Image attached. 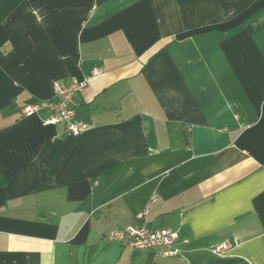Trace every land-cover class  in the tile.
I'll return each instance as SVG.
<instances>
[{
    "label": "crops",
    "instance_id": "0c3cea01",
    "mask_svg": "<svg viewBox=\"0 0 264 264\" xmlns=\"http://www.w3.org/2000/svg\"><path fill=\"white\" fill-rule=\"evenodd\" d=\"M262 21L264 0H0V264H264ZM72 78L88 131L25 115ZM145 208L181 255L112 240Z\"/></svg>",
    "mask_w": 264,
    "mask_h": 264
},
{
    "label": "built area",
    "instance_id": "2783aa9c",
    "mask_svg": "<svg viewBox=\"0 0 264 264\" xmlns=\"http://www.w3.org/2000/svg\"><path fill=\"white\" fill-rule=\"evenodd\" d=\"M86 84L85 81H79L76 78H72L68 82H55L54 92L56 99L26 106L24 113L27 116H31L41 109H46L51 113L44 121L46 125H60L69 134L78 136L90 128L86 123L77 118V112L74 108L76 95L85 88ZM150 201L156 202V195L151 196ZM148 214L149 209L145 208L136 217L139 221L138 226H129L125 231L113 234L112 240L122 241L128 238L130 246L137 250L162 249V253L166 257L181 255V249L176 246L179 234L168 229H151L145 220ZM184 243L188 244V241ZM228 249L229 246L224 244L215 248L214 253H221Z\"/></svg>",
    "mask_w": 264,
    "mask_h": 264
},
{
    "label": "trees",
    "instance_id": "16d2710c",
    "mask_svg": "<svg viewBox=\"0 0 264 264\" xmlns=\"http://www.w3.org/2000/svg\"><path fill=\"white\" fill-rule=\"evenodd\" d=\"M262 27H264V21L262 22H258L256 23L254 26H249V31L251 33H255L257 30L261 29ZM7 185V178L5 177V175H3L1 172H0V188H3Z\"/></svg>",
    "mask_w": 264,
    "mask_h": 264
}]
</instances>
